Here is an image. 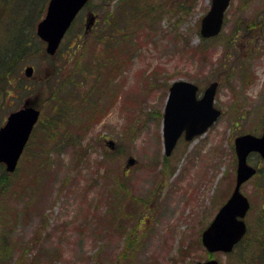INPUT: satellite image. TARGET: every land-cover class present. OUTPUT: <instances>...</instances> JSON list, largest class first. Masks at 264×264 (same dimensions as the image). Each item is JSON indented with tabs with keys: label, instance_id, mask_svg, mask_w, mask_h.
<instances>
[{
	"label": "rangeland",
	"instance_id": "obj_1",
	"mask_svg": "<svg viewBox=\"0 0 264 264\" xmlns=\"http://www.w3.org/2000/svg\"><path fill=\"white\" fill-rule=\"evenodd\" d=\"M150 1L161 7L160 20L154 24L157 31L135 38L136 44L129 42V49L138 47L131 49L130 53L136 51L133 57L128 58L126 53L117 60L108 59L109 67L126 65L118 80L122 91L112 109L86 134L83 140L87 145L86 156L80 165H73L67 150L59 155L50 152L55 172L49 180H42V190L30 193V189L22 191L18 187L16 194L1 200L5 213L12 212V208L17 211L25 203L27 206L17 215L11 232L14 257L19 256L25 242L37 237V242L32 240L28 257L35 255L41 245L45 251L49 250L39 253L42 255L39 264H48L53 248L60 253L53 264L118 262L123 257L125 239L109 214L122 204L118 201H124L118 184L125 181L130 194L141 197L136 204H139L136 214L141 217L134 227L136 241L127 253L133 264H196L206 259L208 252L204 247L186 245L196 240L231 192L236 162L234 138L245 132L259 133L264 126V32L254 31L262 26L251 32L240 27L244 20L264 22V0H231L224 27L217 38L211 39L208 53L195 56L186 48L185 41L192 45L200 41L199 23L210 7V0ZM97 2L93 0V4ZM88 10L86 7L78 14L61 42V52L66 49V42L72 43L78 28H84ZM97 48L88 45L81 50L87 62L103 55L100 44ZM39 60L44 68L47 60ZM242 65L252 76L247 84L240 76ZM166 75V87H162ZM177 78L191 80L200 88L217 79L214 103L222 115L194 139L185 141L180 137L164 165L162 117L161 113L154 117L152 111L162 110L168 82ZM93 79L85 82L84 91ZM37 91L30 98L37 105L47 103L48 89L42 86ZM111 95L109 90L107 96ZM26 96L2 97L0 125L8 111L21 106ZM134 120L141 127L135 137L124 129L126 123L134 126ZM37 139L38 136L32 137L30 143H36ZM107 139L114 141L113 147L107 145ZM129 155L136 159V164L124 176ZM30 159L27 147L19 164L27 167L29 173ZM253 160L251 163L257 161L262 170L241 187L251 201L246 217L250 232L258 228L264 212V161L255 157ZM41 218L47 224L37 234ZM129 221L128 228L132 224ZM5 222L7 219L3 218V225ZM214 257L220 264H229V253L217 251Z\"/></svg>",
	"mask_w": 264,
	"mask_h": 264
},
{
	"label": "trees",
	"instance_id": "obj_2",
	"mask_svg": "<svg viewBox=\"0 0 264 264\" xmlns=\"http://www.w3.org/2000/svg\"><path fill=\"white\" fill-rule=\"evenodd\" d=\"M98 1L96 4H93V0L86 3L87 9L98 14L95 24L88 30L87 35L83 32V27H79L72 43L66 42L64 52H61V44L54 55H48L44 43L35 34L36 22L42 18L48 1L0 0V108L1 99H4L2 97L5 95H30L42 86L49 91L47 103L42 104L41 117L31 136V139L36 136L38 139L36 143L34 141L30 143L31 139L27 143L31 156L29 163L31 172L27 171V167H22V163H18L16 171L8 173L0 164V203L11 194H16L18 187L22 191L30 189V193L42 190V180H49L55 172L50 152L59 155L61 151L67 150L71 154L73 165H80L86 156L87 145L83 142L86 134L112 109V105L122 91L121 82L118 80L126 65L122 63L115 68L109 67L108 59L114 61L121 54L126 53L129 55L128 58L133 57L136 51L134 53L130 51L138 47L129 49L127 47L129 42L136 44L135 38L140 39L139 36L142 34L151 36L157 31L154 24L160 20L159 3H152L150 0ZM258 22L252 19L244 20L240 27H245L247 32H251L255 27L263 25V21ZM185 43L192 56L206 54L211 48L210 38H201L197 45L190 44L189 40ZM98 44L103 48V55L89 58L87 62L81 50L88 45L97 48ZM39 59L47 60L44 68L40 67ZM71 60L75 62L72 63ZM25 64L35 67L31 78L23 75L22 66ZM155 70L150 71L151 76ZM246 70L244 65L240 66V76L244 84L251 81L250 74ZM90 77L94 78L93 82L84 91V84ZM166 83L167 75L162 81V87H166ZM109 90L112 93L111 98L107 96ZM152 113L154 117L156 114L158 117L161 111L157 108ZM140 128L136 126L135 120L134 126L127 123L124 126L133 137L140 132ZM164 161L168 162L169 157L163 155V163ZM261 170L262 167L258 172ZM118 185L120 192L124 193L122 194L124 201H118L122 204L109 215L112 223L119 229V233L124 234L125 240L123 257L112 264H133L127 253L136 241L134 227L136 224L139 225L141 219L140 215L136 214L139 207V204H136L141 197L130 194L129 184L125 181ZM145 203L147 204L146 201ZM26 207L25 203L17 211L12 208V212L5 213L3 205H0V264H39L42 258L39 253L49 252L41 245L35 255L28 257L34 244L32 240L34 242L39 240L36 237L30 238V243V239L25 242L19 256L12 255L14 244L11 232L16 226L17 215L25 211ZM3 218L7 219L4 225ZM129 220L132 224L128 228ZM40 221V227L35 231L37 234L47 224L44 218ZM259 222L258 228L252 232L248 227L247 235L235 245L233 251L229 252V264H250L251 261L254 264H264V212ZM193 245H201L199 235H196V240L190 241L186 247ZM50 252L52 256H48V264H53L60 253L58 248H53ZM233 257L235 259H232ZM97 264L103 262L98 260Z\"/></svg>",
	"mask_w": 264,
	"mask_h": 264
},
{
	"label": "water",
	"instance_id": "obj_3",
	"mask_svg": "<svg viewBox=\"0 0 264 264\" xmlns=\"http://www.w3.org/2000/svg\"><path fill=\"white\" fill-rule=\"evenodd\" d=\"M45 14L37 22L36 34L44 41L45 50L52 55L60 45L65 31L71 25L79 9L88 0H48ZM230 0H211L210 8L200 22V35L208 38L216 35L221 29L224 12ZM88 16L87 26L93 21ZM33 67H24V74L31 76ZM168 88V95L162 114V139L165 155L169 156L179 136L183 134L186 140L204 132L221 111L214 106L217 81H210L198 97V86L191 81L177 79ZM41 111L35 105V100L25 99L24 104L11 111L3 126L0 127V163L8 172L15 171L17 162L25 148V144L36 125ZM112 147L113 141L107 140ZM237 157L235 185L232 193L215 212V216L201 232V242L209 252L231 251L234 245L245 235L247 224L245 216L249 201L240 190L242 183L256 172V168L247 161L249 152H258L264 157V128L260 135L245 132L234 139ZM127 166L133 165L135 159L129 156ZM198 264H219L215 258L206 259Z\"/></svg>",
	"mask_w": 264,
	"mask_h": 264
}]
</instances>
